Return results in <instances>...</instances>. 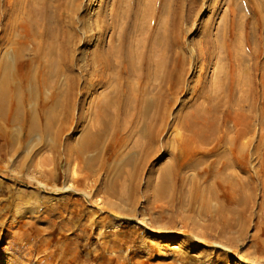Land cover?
Masks as SVG:
<instances>
[{
    "label": "bare ground",
    "instance_id": "6f19581e",
    "mask_svg": "<svg viewBox=\"0 0 264 264\" xmlns=\"http://www.w3.org/2000/svg\"><path fill=\"white\" fill-rule=\"evenodd\" d=\"M87 1L0 0V131L5 137L4 151H20L17 137L20 131L12 132L17 127L10 131L6 126L21 115L26 117L27 134L40 130L51 141L47 150H52L57 158L60 152L57 146L61 134L69 127L76 99L79 96L84 103L90 94L87 105L79 112L80 121L85 109L90 111V123L77 140L70 138L65 142L63 152L76 161V156L80 158L95 150L85 160L77 159L81 161V170L84 163L87 170L94 166L106 168L109 173L101 191L108 198L130 205L135 200L143 166L159 144V129L166 126L171 106L184 86L189 60L187 45L191 44L196 59L203 65L189 87L192 96L185 100L183 110L176 116V127L180 130L175 132L176 139L187 141L190 158L183 161L172 155L155 171V182H148L153 199L166 200L172 208L184 204L195 211L196 204H200L199 213L206 215L212 212L215 201L213 217H209L212 226L207 232L237 230L241 235V220L249 219L255 195L254 185L241 178V140L245 138L244 145L249 143L251 138L246 139V135H253L254 115L258 126L264 129V105L258 106L255 81L256 72L264 74V63L260 60L264 53V26L247 18L252 13L245 0H223L225 8L217 24L214 10L219 7L210 5L212 0H102L93 16L79 15ZM91 1L94 4L96 0ZM252 1L258 16L264 18V0ZM205 6L210 14L199 18ZM188 21L192 22L190 30L197 33L190 40L192 43L185 40L188 30L183 23ZM211 61L214 67L207 77ZM43 140L42 145L47 147L49 142ZM106 142L112 143L111 146L130 143L123 153L114 156L113 164L109 161L111 167L107 165L111 158L103 154ZM222 144H234L236 153L231 147L218 152L217 146ZM261 148L257 145L255 151ZM114 154L111 151L108 156ZM44 159L40 163L49 164ZM66 159L69 162L71 158ZM120 163L127 165L126 172ZM122 175L124 184L119 183L118 187L122 185L119 189L116 184ZM261 185L264 189V181ZM227 235L225 241L232 246L234 237ZM257 235L259 251L264 253V222Z\"/></svg>",
    "mask_w": 264,
    "mask_h": 264
},
{
    "label": "rangeland",
    "instance_id": "374dc122",
    "mask_svg": "<svg viewBox=\"0 0 264 264\" xmlns=\"http://www.w3.org/2000/svg\"><path fill=\"white\" fill-rule=\"evenodd\" d=\"M90 1L91 0L87 1L84 7H82L79 15L84 13L88 17L93 16L97 10L98 4L102 2V0H96L93 4V1ZM245 1L249 6V11L253 15H249L247 18L252 19L255 24H258V26H264V18L258 16V10L254 2L252 0ZM209 3L215 8L217 6L219 7V9L214 10V12H217L215 20V23L217 24L220 16L222 15L223 9L225 8V4L223 0H212ZM242 9L241 14L244 15V9ZM209 14V7L207 9L205 6L203 9H201L199 18L207 17ZM200 20L201 19H198L197 21L199 25ZM191 23L192 22L189 21L187 23H183L185 28L188 30L185 35V40L189 41V43H192L190 40L197 35L194 29L190 30ZM247 29L248 27L246 30ZM92 31L94 33V29H92ZM187 46V55L189 60L187 62L188 64H186L184 86L177 95V101H175L171 106V111L166 118V126L159 129V132H161L159 144L154 146L155 148L152 155L148 157V160L143 166L142 172L139 175V188L137 187L135 200L130 203V205H132V209L130 210L131 213L130 211L123 209L124 206L129 205V203H123V201L114 197L108 198L106 197L104 191H101L104 189L103 182L106 179L105 177L109 173L106 168H97L94 166L95 168L93 167L89 170H81V161L77 159H81L82 157L85 160L87 155L89 156L93 155V153H96L95 150H93L94 152H86L87 154H83V156L85 155L84 157L81 156L79 158V156H76V161L73 160L70 155L68 156L63 152L64 149L62 148L65 147V142L70 138L77 140L82 134L83 129L90 123L91 113L86 109L84 111L83 117L80 120L82 122L80 123L79 121V112L81 111V107H85L87 105V101H89L91 98L90 94L86 96L84 103L80 100L81 98H79V96L76 99V102L72 107L74 110H71V114L74 113L72 115L73 117L71 116L72 120L70 119L69 121L70 124L66 130L67 132L65 131L63 134H61L62 136L60 138L62 140L60 139V144L57 146L60 151H58L59 157L57 156V158L54 156L52 150H47L51 141L46 140V136H44L40 130H38L39 134L37 133L36 129L33 134L32 132L27 134L28 124L24 115L23 118L20 115V117H18L19 119H16V121L13 120L15 123L10 121V123H7L8 126H6L10 131L17 127L16 131L14 130L12 132H17V130L20 131L17 132V137L20 144L18 150L20 151L15 153L9 151L5 152V137L3 136L2 130L0 131V144L2 145H0V149L1 147L3 148L0 150V264H56L55 259H53L51 256V254L54 253L53 245L55 242L43 241L40 239L41 229H43L44 226L42 225L41 220L38 218L39 215L37 212L39 211H35L34 207L29 205V201L33 202L36 200L40 203L44 200H47L48 197L52 198V196L56 197L61 195H70L79 199V201H85V203H87L89 206L102 210L103 214L106 215V218H110L113 222L121 221L124 223L123 230L127 231L126 233L128 237L129 235L134 236L133 232H137L140 235L135 236L136 238L139 237L140 240L141 238H144V240L147 238L146 251H143L140 257H132L127 262L124 261V258H114V256H96L97 258L95 256H80V258L73 257V264H264V253L259 251V244L257 242L259 227L261 222H264V189L261 185L262 181H264V129L262 130L261 126H258L259 124L256 119V115L253 116L251 121V130L253 129V135H251V133L246 135V139H248V137L251 138H249L250 141L246 145L243 144L245 138L241 140V151L239 152L241 157V178L247 179L249 185H254L255 194L248 212L250 216L249 219L247 221L241 220V235L237 232V230H229L228 232H231L230 234L227 232L219 234L217 232L209 233V227L212 226V221H210L209 217H213V210L216 208L214 206H217L215 201H212V212H207L205 215V213H199V210L201 209L200 204H196L197 207L195 206V211L188 210L184 204H179V207L177 206L172 208L167 205L166 200L153 199L152 197V188L148 180L155 182V179H157L155 171L158 169V167L162 163L169 161L172 155L183 159V161L190 158L188 149L186 148L187 141L179 138L176 139L175 132L180 130L179 126L176 127V116L183 110L184 102H186L185 100L192 96V91L189 87L195 77H198V70L203 64L196 59L195 49L193 50L191 44H188ZM260 60L264 63V53L262 54ZM213 67L214 62L211 61L206 69L207 77L211 75ZM261 74L256 72L255 81L257 83V90L259 91L258 106L262 108L264 105V83H262V81H264V74L262 72ZM100 89L101 88L96 89V91ZM26 108H28L27 104ZM17 120L20 121V123L22 120L24 121L19 124ZM18 126H20V129H18ZM34 134L38 135L35 136ZM30 135H32V137ZM42 137L45 139L46 143L49 142L47 147L42 145V142L44 141ZM31 138H34V141L31 140ZM50 138L51 137L48 139ZM35 142L40 143V145ZM111 145L112 143L106 142V144L102 146L104 149V157L111 158L107 160V165L109 161H111L110 163L113 164L114 156L123 153L129 147L130 143H124L123 145L115 146L114 144L113 146ZM257 145H261L262 147L259 151H255ZM230 147L231 150H235L234 152L236 153V146L234 144H231L230 146H226L224 144L219 145L217 146V151H226V149ZM111 151H115V154L108 156ZM27 153L29 155H27ZM24 154H26V157ZM73 155L71 154V156ZM27 157H30L31 159H28ZM41 157L43 159L45 157L44 160H47L49 164L51 163V165L49 166V164L46 162V164H41ZM66 157H69V159L71 158L69 162L66 161ZM237 157L238 156H236V158ZM50 158H55V162L54 159L51 161ZM210 159H212V157ZM232 159L235 160V157ZM33 160L37 162V165ZM110 163L108 166L111 167ZM19 164L21 168L24 167L22 170L19 168ZM120 164L119 166L124 168L123 171H125L127 165L122 166V163ZM30 165L33 168L30 167ZM48 167H51V170H49L50 168L48 169ZM65 169L67 171H65ZM85 171L89 175L84 176L87 174H85ZM88 171L91 173L94 172L95 174L92 173L90 175ZM124 173L122 174L124 175ZM123 175L121 176V181L120 179L118 180L116 187H118L119 183L123 181ZM35 177H37L36 180ZM149 177H152V179ZM82 179H84V181ZM78 180H80L83 186L80 184V182H77ZM76 183H78V186ZM123 184L124 181L122 185ZM121 186L118 188L120 189ZM67 187H69V189H66ZM97 188H101L100 192L96 191ZM118 188H116V191H120ZM108 202L112 203V205L110 204L109 206ZM23 208L27 209V211H24ZM106 232L111 233L112 231H110V229H106ZM226 235H231V237H234L232 246H229V243H227L228 241H225L227 240V237L225 238ZM128 237H126L127 241ZM96 240L101 245H104L107 241L105 239ZM218 240L221 241L219 242ZM216 243L224 244L226 246L228 245V248L221 247Z\"/></svg>",
    "mask_w": 264,
    "mask_h": 264
},
{
    "label": "crops",
    "instance_id": "0c3cea01",
    "mask_svg": "<svg viewBox=\"0 0 264 264\" xmlns=\"http://www.w3.org/2000/svg\"><path fill=\"white\" fill-rule=\"evenodd\" d=\"M84 165L85 163L83 167ZM83 167L84 171L85 167ZM100 189L97 188L96 191L100 192ZM74 198L70 195H61L48 197L47 200L40 203L36 200L29 201V205L34 207L35 211H39L37 212L38 218L44 226L41 229L40 239L55 242L54 253L51 256L55 259L56 264H73V257L80 258V256H114V258H124V261L127 262L132 257H140L143 251H146L147 238L146 240L136 238L135 236L140 235L137 232H133L134 236L129 235L128 237L127 231L123 230L124 223L113 222L110 218H106L102 210L89 206L85 201L77 203V198ZM123 209L129 211L132 209V205H126ZM106 229H110L112 232L108 233ZM126 237H128V241ZM96 239L107 241L101 245Z\"/></svg>",
    "mask_w": 264,
    "mask_h": 264
}]
</instances>
